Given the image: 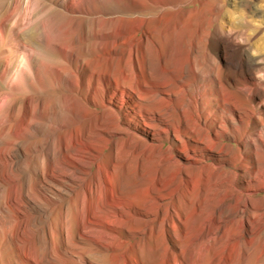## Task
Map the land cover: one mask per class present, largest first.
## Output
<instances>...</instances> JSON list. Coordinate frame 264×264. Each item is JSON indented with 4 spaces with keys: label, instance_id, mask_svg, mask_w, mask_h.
Here are the masks:
<instances>
[{
    "label": "rangeland",
    "instance_id": "rangeland-1",
    "mask_svg": "<svg viewBox=\"0 0 264 264\" xmlns=\"http://www.w3.org/2000/svg\"><path fill=\"white\" fill-rule=\"evenodd\" d=\"M153 2L172 4L170 11L162 9L159 22L143 23L124 6ZM107 3L0 0V180L17 213L19 233L31 236L17 239V254L0 238V264H99L88 244L109 254V264L126 255V237L85 223L73 236L72 229L62 230L58 254L40 256L37 232L72 193L61 197L55 191L52 200L35 202L20 193L14 177L18 174L27 184L36 178L34 155L68 128V118H76L79 98L122 119L97 140L110 141L114 185L121 187L123 176L132 180L150 173L163 158L184 170L167 185L170 191L185 185L192 192L201 185L208 203L198 213L214 219L217 207L222 208V217L199 247V261L185 263L188 246L181 231L192 229V213L177 206L171 225L178 236L175 244L165 240L172 264H264V0ZM146 30L160 44L146 39ZM163 46L172 51L161 54ZM130 54L133 61L141 55L148 64L141 88L157 91L150 110L133 105L126 87H115L113 75L125 68ZM120 131L132 140H121ZM133 143L142 151H135ZM142 220L130 212L105 222L140 231L144 227L137 221ZM136 249L143 258L145 244Z\"/></svg>",
    "mask_w": 264,
    "mask_h": 264
},
{
    "label": "bare ground",
    "instance_id": "bare-ground-1",
    "mask_svg": "<svg viewBox=\"0 0 264 264\" xmlns=\"http://www.w3.org/2000/svg\"><path fill=\"white\" fill-rule=\"evenodd\" d=\"M102 2L104 6L109 5L108 0H102ZM124 6L131 15H137L143 23H146L149 21L159 22V17L163 12L162 9L165 7V11H170L172 4L169 2L139 5L127 3ZM119 20L120 18L116 17V21ZM144 35L147 37L146 39L152 42H160L156 41L157 38L147 30L144 31ZM163 50L165 52L161 54L172 51L164 46L162 47ZM131 57L130 54L125 68L113 75L116 79L115 87H126L131 91V93L128 91L127 96L130 97L133 105L141 110H150L152 105L149 100L155 97L157 91L142 90L141 88L142 83H145L144 75L147 72L148 64L141 55L135 61ZM160 63L165 64V61L161 60ZM77 102L80 103L79 112L74 120L69 118L68 121L66 120L68 128L59 132V136L46 140L47 146L34 155L35 157L33 156L36 165L34 167L36 178L34 180L29 178L27 182L30 183L27 184L17 177L18 174L14 176L15 180L20 182V193H26L35 202L52 200V197L56 194L55 191L61 197V194L72 193L68 195L67 199L62 198L61 202L63 203L60 206L59 213L37 232L36 237L40 256H44L43 253L46 252L49 255H56L63 249L61 240L63 229H72L70 236H73V230L79 233L82 224L88 223L97 227L108 228L128 239L124 242V245L127 246L126 255L118 258L117 264H172V256L165 246L167 242L165 240L168 239L175 244V237L178 235L171 222L175 220L177 206L181 204L179 211L185 205L191 209L192 213V220L189 223L192 229L189 232L183 229L181 231L182 234H185L183 240L188 246L187 250L184 251L183 260L185 263L199 261L201 257V254L198 253L199 247L201 244L203 245L206 236L213 229L214 222L222 217V208L217 207L218 211H216L214 219L198 213L204 211L208 203L206 195L201 192V185L192 192H187L185 185L177 193L170 191L171 188L167 185L176 181L177 175H183L184 170L177 165L166 164L167 159L164 160L163 158L153 165L150 173H139L132 180H128L123 176L121 187L114 185L111 174L116 159L110 147V141L103 140V144H98L97 140L99 139V133L108 134L110 130L117 128L122 119L117 112H112L100 104L96 103L94 108H90L85 104L87 102L81 98ZM37 107L38 105L34 106V112ZM86 117L89 119L83 120ZM120 134H122L121 140H132L130 135L121 131ZM130 146L135 151H142L136 143ZM64 178H68L69 181ZM199 179L202 178L197 179L202 182ZM157 183L162 186L161 190L155 188L154 185ZM181 184L179 182V185ZM127 192H132L134 196L125 195ZM163 192H169L166 195L169 201L160 204V201L166 199L162 196ZM177 196L180 199H176ZM211 206L216 207L214 204H211ZM0 207L4 210V213L0 214V238L4 244L6 243L16 253L17 239L21 238L20 242H24L31 236L26 232L19 233L16 225L18 221L17 213L14 210L15 208L8 202L7 188L4 187L1 180ZM130 212L144 217V220L137 221V224L144 227L142 230L126 231L122 227L108 225L109 223L105 222L107 218H115L119 215L128 217ZM86 241L92 243L89 239H86ZM141 242L146 247L143 258L136 249V246ZM86 249L89 250L92 257L99 264H109V254L94 250L90 244L87 245Z\"/></svg>",
    "mask_w": 264,
    "mask_h": 264
}]
</instances>
